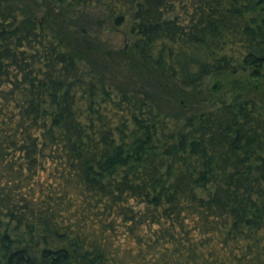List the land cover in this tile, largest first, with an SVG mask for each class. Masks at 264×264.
Segmentation results:
<instances>
[{"label":"trees","instance_id":"16d2710c","mask_svg":"<svg viewBox=\"0 0 264 264\" xmlns=\"http://www.w3.org/2000/svg\"><path fill=\"white\" fill-rule=\"evenodd\" d=\"M239 73L264 0H0V264H264V85L196 96Z\"/></svg>","mask_w":264,"mask_h":264},{"label":"rangeland","instance_id":"374dc122","mask_svg":"<svg viewBox=\"0 0 264 264\" xmlns=\"http://www.w3.org/2000/svg\"><path fill=\"white\" fill-rule=\"evenodd\" d=\"M41 3L42 0H33ZM86 16L93 17L94 24L91 34L95 35L97 40L105 48L111 50L127 49L131 46L133 38L128 33L130 22H126L119 28H112L108 22L102 20L103 15L100 11L91 10L86 12ZM36 19L41 21L42 12L36 13ZM220 81V88L216 84ZM264 85V78L252 80L247 73L237 75L210 76L205 78L201 85L196 89L197 100L200 101V108L209 110L219 106L222 103H229L235 94L241 93L243 97L254 95L258 89ZM188 88L187 90H190ZM199 94V95H198Z\"/></svg>","mask_w":264,"mask_h":264}]
</instances>
